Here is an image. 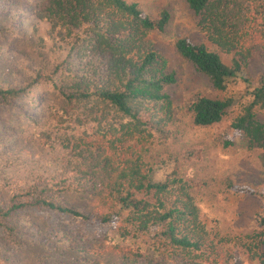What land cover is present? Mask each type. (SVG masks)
Returning a JSON list of instances; mask_svg holds the SVG:
<instances>
[{"label":"trees","instance_id":"1","mask_svg":"<svg viewBox=\"0 0 264 264\" xmlns=\"http://www.w3.org/2000/svg\"><path fill=\"white\" fill-rule=\"evenodd\" d=\"M185 2L207 41L180 38L175 52L217 91L244 80L251 102L232 128L262 144L264 166V129L254 114L264 109V0ZM21 5L0 0V104L10 115L19 112V100L50 83L40 105H49L60 130H84L60 138L66 155L43 172L33 167L43 168L44 146L24 136L4 145L2 160L11 172L0 174V264H238L200 219L193 193L204 184L176 173L157 182L145 161L147 118L169 102L165 88L177 83L146 37L164 33L171 13L153 18L133 0H43L34 11L49 27L42 33L38 26L18 31L25 26L16 22ZM63 44L72 54L52 67ZM251 65L257 79L244 77ZM232 104L231 98H200L192 105L193 125H220ZM202 154L192 146L181 158L198 161ZM56 215L115 226L114 237L85 248L50 230ZM259 259L264 264V253Z\"/></svg>","mask_w":264,"mask_h":264},{"label":"rangeland","instance_id":"2","mask_svg":"<svg viewBox=\"0 0 264 264\" xmlns=\"http://www.w3.org/2000/svg\"><path fill=\"white\" fill-rule=\"evenodd\" d=\"M43 0H22L21 13L16 19L18 31L30 30L38 26L46 33L48 25L39 23L34 18L36 7ZM139 3L145 14L155 18L162 10H168L172 19L164 33H148L155 50L165 61L169 72L176 75L177 83L167 86L165 92L169 102L158 105L147 120L146 140L148 142L145 161L154 167V180L164 181L176 173L186 179L192 177L204 184L199 192H194L200 219L206 229L238 256V264H263L260 255L264 253V227L260 219L264 217V166L260 159L263 149L261 143L250 144L246 133L232 128L234 120L244 114V109L251 102L247 84L238 77L227 85L224 91L215 90L209 80L197 73L194 68L177 55L174 49L176 40L188 38L192 42L206 43L207 37L198 26V19L188 8L185 0H133ZM58 51L52 57V67L66 63L70 46ZM223 60L229 59L223 55ZM258 68L249 67L245 78L257 79ZM252 79V80H253ZM50 83H40L31 92L19 100L22 109L11 115L0 104V174L11 172V168L2 160L4 145L20 136L32 138L36 144L44 146L46 152L41 157L42 169L51 170L52 162L65 157L66 149L62 144L63 135H79L84 129L73 131L60 130L57 123L49 116L53 113L49 105H40L45 94L51 91ZM231 98L232 106L227 110L220 125L196 127L192 123V105L200 98ZM257 123L264 129V109H254ZM49 116V117H48ZM43 120V121H42ZM155 120V121H154ZM159 122L156 124L155 122ZM49 133L46 139L42 133ZM228 144V145H226ZM198 146L203 150L202 159L185 161L181 152L188 147ZM20 172L25 171L19 166ZM50 230L60 236L77 240L85 248H93L105 238L114 237L115 226L87 224L80 219L64 215L53 216L49 220ZM258 253L255 254V250ZM248 248L251 255H248ZM255 256V258H254Z\"/></svg>","mask_w":264,"mask_h":264}]
</instances>
